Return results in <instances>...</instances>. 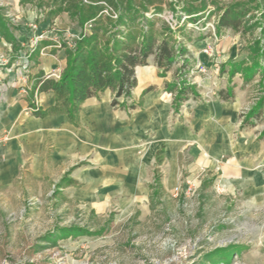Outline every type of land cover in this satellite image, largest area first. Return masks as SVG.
I'll list each match as a JSON object with an SVG mask.
<instances>
[{
  "label": "crops",
  "instance_id": "0c3cea01",
  "mask_svg": "<svg viewBox=\"0 0 264 264\" xmlns=\"http://www.w3.org/2000/svg\"><path fill=\"white\" fill-rule=\"evenodd\" d=\"M40 46L28 81L12 74L0 99V190L22 184L41 191L60 180L65 197L97 211L148 208L159 189L174 197L186 179L211 183L209 175L229 192H264V135L257 132L264 117L241 119L248 83L243 72L232 74L236 67L205 79L202 84L210 88H200V98L187 100L177 112L166 85L175 81V71L161 77L152 58L148 66L136 68L137 87L128 102L135 109L114 107V93L108 90L83 102L75 125L64 113L36 117L29 111L36 100L42 111L54 107L55 92L34 90L36 77L62 73L67 63L64 49L47 41ZM201 49L192 53L195 62L203 58L210 64L212 58L200 55ZM234 53L224 57L238 60ZM24 85L29 92L22 97Z\"/></svg>",
  "mask_w": 264,
  "mask_h": 264
},
{
  "label": "rangeland",
  "instance_id": "374dc122",
  "mask_svg": "<svg viewBox=\"0 0 264 264\" xmlns=\"http://www.w3.org/2000/svg\"><path fill=\"white\" fill-rule=\"evenodd\" d=\"M151 1L147 3L148 18L163 20L174 31L180 27L178 23L185 24L183 33H176L175 38L185 42L186 36L190 53L197 54L202 45L205 47L200 55L211 49L205 54L212 58L210 64L203 58L190 63V70L195 73L199 69L206 70L194 78L197 90H208L209 84H202L205 79L218 76L222 68L238 64L237 67L243 69L245 83H248L241 119L244 121L255 109L264 117V59H260L261 65L255 68L254 54L250 50L258 39L264 45L263 0H255L253 5L262 3V6L249 15L254 18V23L259 21L261 24L257 22L253 30L245 33L232 30L223 33L218 31L217 25L228 5L243 0ZM62 2L0 0V11L19 46L16 50L0 36V65L1 60L8 61L7 66L0 68L10 70L1 73L7 76L4 83L12 74H17L18 66L13 67L17 62L30 61L28 67L24 63L23 67H18L23 75H27L33 62L37 61L41 42L33 52L28 51L33 34L31 24L46 26L44 31L52 32L54 39L61 42L81 33V26L70 17L66 5L64 10L58 11ZM190 7L198 11L193 15L195 22L183 23L187 16L184 8ZM156 8H162L164 13L155 14ZM173 8L176 13L172 12ZM187 23L195 27H188ZM160 26L158 20L155 25L158 31H161ZM91 28V24L83 27L85 33H90ZM204 28L207 29L202 32ZM236 34L238 40L234 38ZM198 41L202 44L196 46ZM47 42L55 43L52 39ZM218 47L221 48L219 52ZM234 49L239 54V61L233 60L234 56L224 57L234 53ZM150 70L146 71L152 73ZM248 74L254 75L247 80ZM18 80L28 81L27 77H17ZM205 92L208 96L211 94V91ZM257 132L264 135V123ZM209 177L211 183L205 182L207 178L195 180V191L188 186V181L193 180L186 179L177 187L174 197L159 189V198L148 208L86 210L79 202L62 194L60 180L41 191L26 190L22 184L0 190V264H264V192L262 195L229 192L219 183L215 184L216 177Z\"/></svg>",
  "mask_w": 264,
  "mask_h": 264
},
{
  "label": "trees",
  "instance_id": "16d2710c",
  "mask_svg": "<svg viewBox=\"0 0 264 264\" xmlns=\"http://www.w3.org/2000/svg\"><path fill=\"white\" fill-rule=\"evenodd\" d=\"M62 1L58 11L64 10L63 6L66 5V11L74 21H77L82 30L74 48L63 44L67 63L59 80L47 79L43 72L38 73L34 90L54 91L56 98L53 108L35 111L36 117L64 113L73 124L77 125L83 102L92 97L98 98L108 90L114 93L112 99L114 107L135 109L136 106L134 104L129 106L128 102L137 87L136 68L148 66L152 58L161 77H166L176 67L175 81L166 84L168 92L173 95L175 111L178 112L187 100L200 98L197 87L191 81L195 75H191L190 63L195 60L186 46L188 38L184 36L185 42L175 38V34L183 33L185 30L183 27L186 26L178 23L180 27L174 31L165 21L148 18L147 3L153 1ZM256 2L243 0L228 5L217 23L218 31L230 29L236 33H245L253 30L258 23L261 24L259 21L254 23V18L249 16L258 10L257 7L262 6V3L253 5ZM109 9L112 13H108ZM175 10L173 8L172 12L176 13ZM155 11L157 12L155 14L164 13L162 8H156ZM184 11L189 17V22L195 20L193 15L198 13L197 10L190 7L184 8ZM105 12L108 15H105ZM158 20L161 31L155 27ZM86 24L92 26L90 33L84 32L83 27ZM0 36L16 50L19 49L18 41L9 31L6 17L1 11ZM250 50L254 54L253 63L256 68L261 65L260 59H264L262 41L258 39L250 46ZM231 66L236 67L232 71L233 75L243 71L242 68L237 67L238 64ZM253 75L248 74L246 79H251ZM260 114L261 112L258 113L256 109L253 110L244 119V123H248L252 118H259ZM161 153L162 151L158 153L159 162L162 161L159 157Z\"/></svg>",
  "mask_w": 264,
  "mask_h": 264
},
{
  "label": "built area",
  "instance_id": "2783aa9c",
  "mask_svg": "<svg viewBox=\"0 0 264 264\" xmlns=\"http://www.w3.org/2000/svg\"><path fill=\"white\" fill-rule=\"evenodd\" d=\"M188 20H189V17L188 16H184L183 22H188ZM172 21H173V19H172ZM173 23H175V22L173 21ZM186 25L188 27H195L192 23H187ZM175 26H176V23H175ZM207 26H209V24ZM31 29L33 31V34H32V37L30 39V43L28 45L29 46L28 47L29 48L28 51L32 50L31 52H33V50L37 47V44H39L40 42L49 41L51 39L54 40L55 43L53 45L56 48L64 49V45L63 44L67 45L70 48H74L75 45H76L75 44L76 40H78L79 37H80V34H73L71 37H67L66 40H64V42H61V41H56L54 39V35L52 34V32H51V34H49V32L44 31L45 29H41V27L38 26L37 24L36 25L31 24ZM206 29L207 28L202 29V32H204ZM213 35L215 36V38H217L215 32L213 33ZM210 50L206 49V50H204V52L205 53H210ZM24 54H26V52H24ZM23 57H21V58H23ZM1 61H2V63H1L0 66L5 67V66L8 65V61H6V60H4V61L1 60ZM23 63L25 65V67H28L30 65V61H28V59H24L23 62L22 61L17 62L15 65H13V67H17V66L18 67H23V66H21ZM18 67H17V71L18 72H16L17 74H14V75L17 76L18 78L22 77L23 79H25L27 77V75L26 74L23 75L24 72L23 73L20 72ZM4 70H6L7 73H8V71H10L7 68H0V99L7 92V89L9 88L8 84L4 83V81L6 80L7 76L1 75L2 71H4ZM201 71L206 73L205 69H199V71L197 70V73H195V70H192L191 71V75H195V77H196V75H198ZM61 76H62L61 72H53V74H51V76H48V79L54 77V79L59 80L61 78ZM195 77H193L191 79V81ZM192 84H196L195 79H194V81H192ZM19 90H20V96H22V97L26 96L28 94V92H29L27 85L22 86ZM39 109H40V104H38V101L36 100L35 101V107L29 108V111L35 112V111H38ZM188 186H189L190 190L194 189L193 191H195V189L197 188L194 181H188Z\"/></svg>",
  "mask_w": 264,
  "mask_h": 264
}]
</instances>
